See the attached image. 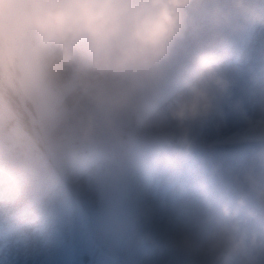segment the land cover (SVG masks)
<instances>
[{"label": "clouds", "instance_id": "obj_1", "mask_svg": "<svg viewBox=\"0 0 264 264\" xmlns=\"http://www.w3.org/2000/svg\"><path fill=\"white\" fill-rule=\"evenodd\" d=\"M10 11L67 85L70 142L143 143L179 171L214 157L231 117L261 129L258 162L230 169L224 196L145 239L183 264H264V0H0Z\"/></svg>", "mask_w": 264, "mask_h": 264}, {"label": "rangeland", "instance_id": "obj_2", "mask_svg": "<svg viewBox=\"0 0 264 264\" xmlns=\"http://www.w3.org/2000/svg\"><path fill=\"white\" fill-rule=\"evenodd\" d=\"M13 2L25 4L27 0H13ZM3 28H5L4 33L15 40V51L17 55L22 56L26 73L29 71L34 77L43 76L44 81H49L58 88L64 86L49 77L44 68L43 58L39 59L41 52L33 54L34 37L22 28L19 12H0V30ZM6 44L7 40L1 38L0 35V60L7 69L15 60L12 61L9 57ZM245 63L242 59L239 62L240 67L243 68ZM15 75L14 71L11 72L9 68L5 77L16 82L17 76ZM31 77L25 79L26 85L29 89H36L38 93V83ZM11 88L12 92H20L26 98L24 92L27 88L24 85L20 88L11 85ZM0 94V98L3 99V102H0V130L1 127L4 131L8 126L21 127L27 123L23 115L19 121L14 116V111L21 114L25 112L21 108L14 109L13 102L16 98L10 96L9 91L6 92L1 87ZM55 101L56 98L53 102ZM35 102H42L40 96L35 98ZM70 104V98L66 95L64 100L54 107L56 114L52 115L48 108H41L38 105L37 112L32 114L41 125L40 129L45 132L47 139L45 143L50 142L53 147H56L57 151L54 150L56 155L61 157L62 153L65 159L77 158L83 153L91 156L74 165L78 174L72 175V179L74 186L89 197L95 208L100 206L101 199L106 194L105 181L110 180H106L110 171L113 170L114 175L117 174L118 177L124 179L128 187L124 205L129 210L132 225L128 237L130 241L133 238L139 241L142 238L145 240L149 233L159 236L171 231L177 225L188 224L196 220L205 212L210 203L216 200L217 183L212 179L211 170L218 172L227 180L230 169L249 162H258L259 159L260 145H246L248 141L253 140L249 138L250 136H258L262 130L258 128L251 132L247 131L241 127L238 118L231 117L230 128L216 137L218 151L211 160L207 153L200 152L196 153L179 171L165 170L158 164L153 167L148 165V161L152 160L151 154L154 153L149 146L143 143L132 142L121 145L113 136L104 134L98 138L102 143L97 141L98 139L90 144L68 141L66 128ZM4 114H9L12 118L4 121ZM34 116L30 120L37 124ZM13 136L10 131L8 135L0 139L2 145V148L0 147V264H54L62 253L63 241L58 231L59 225L62 224L48 214L45 210L47 207H37L30 203L31 189L42 178L39 175L26 174L23 168H17L21 166L8 165L21 160L20 156H16L21 150L31 152L33 148L30 143H24L22 140L14 142ZM101 145L105 147L102 149ZM227 147L234 149L233 160H229L221 152ZM59 150H61L60 153ZM130 155L129 168L125 169L127 156ZM45 174L49 175V170ZM70 191V187L60 184L48 194L46 200L56 195V199L63 202ZM106 210L107 207L103 202L101 212H106ZM69 212L70 225L75 226V229L85 236L87 216L75 207ZM112 212L114 216L102 221L104 229L99 223L94 224V227L99 230L98 234L104 246L116 251L118 256L125 259L128 264H183L181 257L172 253H160L153 247H147L134 255L130 247L136 244H129L128 228L126 229V226L119 221L116 225L113 219L119 215H124L128 219L127 215L124 211L112 210ZM105 256L108 258L106 254ZM71 262L77 264L78 259L74 257Z\"/></svg>", "mask_w": 264, "mask_h": 264}, {"label": "trees", "instance_id": "obj_3", "mask_svg": "<svg viewBox=\"0 0 264 264\" xmlns=\"http://www.w3.org/2000/svg\"><path fill=\"white\" fill-rule=\"evenodd\" d=\"M4 29L5 28L0 30L1 38L7 40L6 48L9 49V57L11 58L12 61L15 60L14 63L11 66H9V68L11 69L12 72L14 71V73L16 74L15 76H17L16 82H17V85L19 86V87L18 86L17 87L20 88L21 86L24 85L27 88L24 92L25 96H26V98H25L26 102L31 106V109L33 110L34 113L37 112V105H38L41 108H48L52 115L56 114L54 107L57 106V104H59V102L63 99L64 94H65V87L58 88V87L50 84L49 82L44 81L40 75L38 77H34L30 74L29 71H27V73H26L24 71L26 66L24 65L22 56L16 54L15 40L13 38L7 36L4 33V31H5ZM32 42H33V40H32ZM32 52H33V54L40 52V50L36 47V45L34 43H33ZM36 60H38V58ZM0 65H1L2 75L5 76V74H6V72H8L9 68H7V69L4 68V63L1 60H0ZM13 67H14V69H13ZM27 77H31L32 79L36 80V82L38 83L37 87L39 89L38 93H36L37 92L36 89H29L27 87V85H26ZM0 87L7 92V88L4 86V84L2 83L1 80H0ZM2 95H4V94H2ZM9 95L14 97L11 92H9ZM39 96H40V99H42V102L37 103V102H35V98H38ZM55 98H56V101L53 102V100ZM0 102H3L2 98H0ZM13 103H14V105H13L14 109H17V110H19V108L23 109L17 99ZM22 115L24 116V120H26L27 123H24L21 127H19L18 125H16V127H14L12 125L8 126L7 128H5L4 131H3L4 128L1 127L2 129L0 130V139L3 138L6 134L8 135L9 132L11 131L12 134L14 135L13 136L14 142H19L22 140L24 143H26V142L30 143V145L33 146L32 150H31V154H32L34 160L42 161L44 149L41 146V144L39 143L38 139L36 138V136L34 134V130L31 126V121H30V118H33L34 115L31 113V115L28 116V114L27 113L25 114V112H22V114H21L19 112L16 113V111H14V116H15L17 121L20 120L19 118L22 119ZM11 118L12 117L9 114L3 115V119H5L4 121H9ZM35 120H36V118H35ZM36 125L38 127H40L38 121H37ZM99 140L100 139H98V141ZM46 143H47V146H49L53 151L54 150L57 151L56 147H53L50 142H46ZM61 150H59V153ZM60 156L63 157L64 154L61 153ZM48 164H49L48 162H45L44 166L47 167ZM63 165H67V164H63ZM106 207H108V206H106ZM123 218L126 220L124 215H123ZM94 246H95V243L93 245L89 244L87 246L88 249L81 252L80 255L82 258V264H93ZM71 248L75 249L77 247H74L71 245ZM60 260H61V262L57 261L54 264L68 263L67 260H64V259H60ZM112 263H113V259L108 256L107 262H105V264H112Z\"/></svg>", "mask_w": 264, "mask_h": 264}]
</instances>
